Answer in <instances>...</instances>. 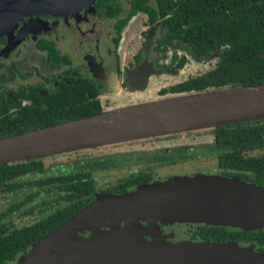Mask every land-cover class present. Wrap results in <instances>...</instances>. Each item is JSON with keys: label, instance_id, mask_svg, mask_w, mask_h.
Listing matches in <instances>:
<instances>
[{"label": "trees", "instance_id": "16d2710c", "mask_svg": "<svg viewBox=\"0 0 264 264\" xmlns=\"http://www.w3.org/2000/svg\"><path fill=\"white\" fill-rule=\"evenodd\" d=\"M153 2L151 5L147 0H128L124 16L114 24L117 32L138 11L144 12L150 22L159 19L158 37L154 40L153 49L160 50L161 54L156 57L160 58L166 46L172 47L168 63L159 67L168 73L177 71L186 55L197 61L216 58L211 67L157 88V95L264 82V0ZM93 6L99 14L107 16H115L120 9L117 0H94ZM38 46L46 50L50 64L63 58L56 57L49 41L40 40ZM176 49L183 52L177 54ZM134 58L135 61L139 60L138 55ZM97 94L96 85L85 77L77 76L71 84H61L55 93L47 96L44 103L20 106L13 115L1 114L0 137L99 112L105 107L100 105ZM209 130L211 141L207 147L214 151L220 173L264 186V153H246L253 149H264V118L219 124ZM76 150L0 162V188L5 191L29 189L21 199L0 211V264H5L16 253L25 254L30 243L86 205L95 188L94 171L127 159L124 153H119L115 158L86 156L74 158L66 164H57L56 169L44 172V157ZM141 171L136 175L130 173L117 178L112 188L105 187L101 192H124L125 184L147 180L151 175L150 170L142 168ZM28 173L39 176L21 178ZM26 201H34V206L39 210L44 205L52 209L35 221L18 227H11L2 220L6 212ZM189 235L207 241L235 239L254 242L264 251V229L232 230L220 225L199 224Z\"/></svg>", "mask_w": 264, "mask_h": 264}, {"label": "water", "instance_id": "95a60500", "mask_svg": "<svg viewBox=\"0 0 264 264\" xmlns=\"http://www.w3.org/2000/svg\"><path fill=\"white\" fill-rule=\"evenodd\" d=\"M93 1L0 0V36L10 34L23 16L76 14L78 9L91 8ZM37 23L43 26L42 22ZM150 35L151 28L143 42L144 49L151 42ZM150 72V59L141 60L126 70L125 88H142ZM262 118L264 82L171 94L1 136L0 162ZM152 192L146 196L135 192L96 193L86 205L32 243L47 239L48 244L57 234L81 226L154 217L163 203L172 208L168 212L176 217L203 219L210 224L229 223L241 229L264 228L263 185L229 176L175 177L156 182ZM76 242V251H52L48 256L34 257L36 264H264L262 254L234 253L220 248L219 242L157 244L132 252L103 251L93 242ZM84 250L99 253L86 255ZM25 264L35 263L28 259Z\"/></svg>", "mask_w": 264, "mask_h": 264}, {"label": "rangeland", "instance_id": "374dc122", "mask_svg": "<svg viewBox=\"0 0 264 264\" xmlns=\"http://www.w3.org/2000/svg\"><path fill=\"white\" fill-rule=\"evenodd\" d=\"M117 2L120 10L115 16L106 17L107 15L98 13L99 17L97 19H99L101 27L103 26L105 29H107L112 19L125 14L126 8L128 6V0H117ZM148 3L151 5L154 4L153 0H148ZM87 10L90 11L91 9ZM70 15L72 14H69V16ZM41 16H44L43 18L49 17V15ZM29 17L33 18L32 16ZM51 17L59 19L65 18L67 16L64 15ZM46 21L45 23H49ZM148 25L149 24L145 18V14L137 12L122 26L120 31V39L118 40L115 50L117 53L115 67L113 65V49L110 48V45L101 43L102 41L100 39L98 42L96 41V44L91 39L84 40L81 38V36L78 37L73 29L69 36H63L62 34L58 35L62 45H60V47L63 48V51L67 53L72 66L81 67L83 70H85L84 73L89 77H92L91 73L93 70H95V73L108 71V69L111 70L112 74L108 78V88L101 91L99 98L100 103L105 108L161 97L156 93L157 88L175 81H179L188 75L201 72L214 64L216 59L215 57H210L207 60L197 61L186 55L182 66L175 73L160 72L155 75H150L142 88L126 89L120 85V79L122 78L126 68L129 69L133 64L132 54L135 51H138L142 46V43L144 42V33ZM56 31H58V29ZM47 34V30H42L37 33L36 36L47 38ZM153 38L154 35H152V39ZM23 44L24 41L21 42L20 46L17 48L18 53H20V49L22 50L25 47ZM171 51L172 50L170 48L164 49L163 56L158 58L156 63L158 65L168 63V56L170 55ZM176 53L180 54V50L176 49ZM22 58L23 59L20 63L14 62L20 66L19 69L21 73H28L27 70L30 69V64L34 63L37 65L35 69L37 72L33 76L34 78L47 73L43 72L42 70V52L41 54H33L28 52L25 53ZM21 81L22 79L18 75L15 77L14 82H10L9 87L14 88L18 82ZM162 135L164 136V134ZM170 136V138L163 137V139L160 140H156L151 137H144L137 140H126L122 142L98 145L90 149H78L74 152L49 155L43 158V163L45 165L44 172H51L52 170L56 169L55 166L57 164H66L74 158L101 156L116 152L119 154L120 152H127L130 149H148L161 146L174 147L185 145L186 147H190L192 151L205 152L207 147L206 145L210 142L209 128L182 131L178 134L175 133ZM261 152L264 153V149H253L247 151L246 153L257 154ZM175 161L176 163L173 164H163V166L155 165L152 168L153 180L146 184H141L138 187H135L131 192H135L143 196L154 194L152 191L156 189V182L165 181L169 178L176 177L178 179H189L197 176H223L218 173L213 152H205L198 154L197 156L187 157L185 159L177 158ZM134 167H136V165L133 161L125 160L120 162V164L116 165L115 167L94 171L92 174L94 176L95 187H102L106 183L114 181L118 177L127 175L128 172H130ZM36 176H39V174L28 173L21 178L29 179ZM28 192L29 189L27 188L12 191H5L4 189L0 188V211L3 210L8 204L21 199ZM32 203L33 202H31V204ZM28 204L29 202L20 208L15 209L8 215V219L12 222V224L16 226L25 224L34 220L38 216L35 206L32 207V211L26 210ZM158 209H160V212L156 213L154 217H133L131 219L117 220L114 222L97 224L90 227L81 226L78 229H72L69 232L65 231L59 233L56 235L57 237L48 244H46L47 239H44L38 243H32L28 245L25 254H17L12 260L7 261L5 264H25L28 259L30 263L33 262L36 264L37 261L34 257L48 256L52 251H54L55 254L76 251V241L78 239L84 244L93 242V244L99 245L98 247L103 251L112 249L111 251L131 252L145 249L148 246L157 244H176L180 242L195 244L203 242L201 239L190 238L188 236V230L196 223H207L205 220H197L195 218L193 219V217H185L184 215L182 216L185 218L180 216L176 217L175 215L172 216L168 212L170 211L169 209L172 210V208L168 207V205L164 203L163 206ZM5 219H7V217H5ZM222 225L228 228H240L229 223H224ZM218 244H220V248H228L234 253L238 251H248L255 255H264V251L258 250L255 246L241 244L237 241L227 240ZM84 251L86 255L99 253L86 250Z\"/></svg>", "mask_w": 264, "mask_h": 264}, {"label": "flooded vegetation", "instance_id": "af4514ba", "mask_svg": "<svg viewBox=\"0 0 264 264\" xmlns=\"http://www.w3.org/2000/svg\"><path fill=\"white\" fill-rule=\"evenodd\" d=\"M147 3H148V0H147ZM117 4H118V2H117ZM89 9H91V10L88 11V10L78 9L76 14H72L70 16L68 14V15H66L67 17L59 18V19L53 18L51 16H49L47 18H43L44 16H41V18H40V16H38L37 18H34L33 16H32L33 18H31L29 16H23L20 20L17 21L15 26L12 28L10 34L0 36V117L2 116L1 114L13 115L15 113V111L20 106H23V105H33L36 103H38V104L44 103L47 96H49L52 93H55L59 89L61 84L62 85L71 84L73 79L77 76L85 77V78L89 79L94 85H96V87L98 89L97 97L99 100L101 91L108 88V85H109L108 78L112 74L111 70L108 69V71L98 72V73H95V70H93L91 73L92 77H89L87 74L84 73L85 70H83L81 67L72 66L70 64L71 61H70L67 53L65 51H63L64 50L63 48L60 47L61 43H60V38L58 37V35L62 34L63 36H66V35L69 36V34L71 33V31L73 29V31L76 33V35L78 37L81 36V38H83L84 40L91 39L96 44V41L98 42V40L100 39L102 41L101 43H103L105 45H110V48L113 49L112 50V52H113V65L115 67L116 60H117V53L115 50L117 47L118 40L120 39L121 28L127 21L119 28V30L117 32V29H116L114 24L116 23V21L118 19L122 18L124 15L118 16V17L112 19V21L109 23L107 29H105L103 26L102 27L100 26L99 19H97L99 17L98 11L93 6V2H92V7ZM126 10H127V8H126ZM138 12H141V11H138ZM141 13H144V12H141ZM134 15H132V16H134ZM106 17H113V16H106ZM145 18H146L149 25L146 28L145 33H144V40H145L146 35L148 34V32L150 31V28H151V35H150L151 42L146 46L145 49L143 48V43H142V46L140 47V49L138 51H135L132 54L133 64L131 65V67L129 69L126 68V70L133 69L143 59H150L152 72H150L148 74V76H147V79H148V77L150 75H155L157 73L165 72V71H163L162 69H159V67L163 64L158 65L156 63V60L158 59V58H156L157 55L161 54L160 50L157 51V50L153 49L154 40L158 37L159 19H155L153 22H150L147 19L146 14H145ZM45 21L49 22V23H45ZM37 22H42L43 26H40L39 23H37ZM98 26H99V28H98ZM57 29H58V31H56ZM42 30H47V33H48L47 38H44L41 36H36V34ZM152 35H154L153 39H152ZM95 37H96V40H95ZM40 40L49 41L52 48L56 52V57L57 58L63 57L65 60L63 58H62L63 60L58 59L57 61H55L56 63L50 64L51 60L49 59L50 60V62H49V60L47 59L46 50L44 48H40L38 46V43ZM23 41H24L23 46H25V47L22 50L20 49V53H18L17 48L20 46V43ZM166 48H170L172 50V47H170V46H166ZM179 50H180V53L183 52V50H181V49H179ZM163 51H162V54H163ZM13 52H14V55H13ZM28 52H31L33 54H41V52H42V63H43V66H42L43 69L42 70H43V72H47V73H44L43 75H41L37 78H34L33 76L37 72L35 70L36 66H37L35 63L30 64V69L27 70L28 73H26V74L21 73V71L19 69L20 66L14 62L20 63L23 59L22 57L25 55V53H28ZM135 55H138L139 60L135 61V58H134ZM164 64H166V63H164ZM126 70L124 71L123 76L120 79V85L123 87H124L125 82H126L125 87L127 86V81H126V76H125ZM165 73H168V72H165ZM18 75L21 77L22 81L18 82V84L14 88L9 87L10 82L11 83L14 82L15 77ZM147 79H146V82H147ZM99 103H100V101H99ZM100 105H102V104L100 103ZM172 134H175V133H169V134H166L164 136L163 135L153 136L151 138H154L156 140H160V139H163V137L164 138H170L171 137L170 135H172ZM176 134H178V133L176 132ZM134 140H137V139H134ZM210 141H211V139H210ZM209 143H207V145ZM101 145H104V144H101ZM205 152H213V155L215 158V165H216V155H215L214 151L209 150L208 147H206ZM205 152L192 151L190 147H186L185 145L174 146V147L161 146V147H154V148H148V149L147 148L130 149L127 152H120V153H124L126 155V158H127L126 160L133 161L136 165V167L132 168V170L130 172H128L127 175H129L130 173H133L134 175H136L137 173H139L141 171L142 168L143 169L148 168L151 172L150 173L151 175L145 181H139V182H136L133 184H125L123 186L124 190H125L124 192L112 191V190L111 191L109 190L106 192H101V189H104L105 187L106 188L107 187L112 188L113 184L116 183V179H117L116 178L114 181L108 182L102 187H97V188L95 187L94 190L92 191L91 200L96 193H98V194H104V193H115V194H117V193H119L120 194V193L131 192L132 190H134L135 187H138L141 184H146V183L151 182L153 180L152 168L155 165L163 166V164H173V163H176L175 160L177 158L178 159H185L187 157L197 156L198 154H202ZM116 154H118V152L108 154V155L93 156V157L89 156V157L90 158H96V157H98V158H101V157H113V158H115L117 156ZM163 156H164V158H163ZM115 166H116V164L109 166L108 168H112ZM216 167H217V165H216ZM108 168H102V169H108ZM217 169H218V167H217ZM98 170H100V169H98ZM141 172H143V171H141ZM218 173L220 175H223L222 173H220L219 169H218ZM223 176H226V175H223ZM40 194L41 193H39V195ZM34 201H28L29 204H28V207L26 210L32 211V207L34 206ZM28 202L26 201L25 203H23L19 207L14 208L9 212H6L4 214V216L2 217V220L4 222H6V224L10 225L11 227H18V226L29 224V223L35 221L37 218H39V216L46 214L47 212H49L50 209H52L51 206L47 207L46 205H44V207L39 210L36 206L38 216L34 220H32L28 223H25V224L17 225V226L12 224V222L8 219V215L11 212H13L15 209L20 208L21 206H23L24 204H26ZM31 202H33V203L31 204ZM144 204H145V202H143L142 206ZM136 205L141 210V206H140V203L138 201L136 202ZM5 217H7V219H5ZM199 224L220 225V224H209V223H196L195 225H193L188 230V236L189 237H190V235H189L190 231L193 228H195L196 225H199ZM220 226H223V225H220ZM226 228L232 229V230L238 229V228H228V227H226ZM256 229H264V228H255V229H251V230H256ZM197 239H199V238H197ZM227 240L237 241L241 244L252 245V246H255L258 250L263 251L262 249H259L258 246L254 242L239 241V240H235V239H226V240H220V241L219 240H216V241L208 240V241L221 243V242H224ZM203 241H207V240H203ZM17 254H21V253H16L14 255V257ZM12 259H10V260H12ZM10 260H7V261H10Z\"/></svg>", "mask_w": 264, "mask_h": 264}]
</instances>
